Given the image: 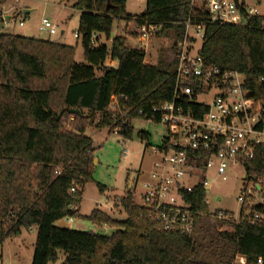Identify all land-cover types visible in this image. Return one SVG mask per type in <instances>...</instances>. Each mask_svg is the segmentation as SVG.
<instances>
[{
  "label": "trees",
  "instance_id": "16d2710c",
  "mask_svg": "<svg viewBox=\"0 0 264 264\" xmlns=\"http://www.w3.org/2000/svg\"><path fill=\"white\" fill-rule=\"evenodd\" d=\"M75 1L85 63L75 61L76 47L0 33V249L22 228H36L32 264H56L61 253L63 264H234L238 256L246 257V264H264V222L219 221L222 230L207 239V221L218 211L205 205L202 186L186 197L195 217L191 235L160 229L130 191L119 199L123 221L101 210L89 216L79 211L95 162L86 129L107 128L129 140L132 121L143 118L141 112L150 117L155 106L172 99L175 88L177 61L146 64L143 49L112 36L115 23L154 25L161 35L174 33L176 43L186 33V22L202 25V58L243 74L250 96L264 102V16L250 18L245 26L219 25L192 0H147L139 16L127 14V0H111L109 7L106 0ZM7 2L0 0V6ZM94 34L97 45L91 43ZM102 36L111 41L110 48L101 43ZM109 59L117 66H107ZM116 97L127 99H118L123 113L110 110ZM142 140L148 135L143 133ZM245 167L247 181L264 175V146ZM70 219L115 230L107 236L57 226Z\"/></svg>",
  "mask_w": 264,
  "mask_h": 264
},
{
  "label": "built area",
  "instance_id": "2783aa9c",
  "mask_svg": "<svg viewBox=\"0 0 264 264\" xmlns=\"http://www.w3.org/2000/svg\"><path fill=\"white\" fill-rule=\"evenodd\" d=\"M192 5L203 7L210 22L219 25L245 26L250 18L260 16L255 8L246 6L245 0L237 3L235 0H192ZM8 15L4 16V27L10 26L12 19L7 20ZM18 25L23 28L25 21L20 20ZM58 29L48 19L40 26V31L49 36L56 35ZM160 31L154 25L136 27L138 48L145 51ZM75 38H80L78 33ZM97 38L96 34L92 36V45H97ZM203 39L204 27L186 22V33L176 43L179 51L172 99L155 106L150 117L140 113L148 121L163 125L167 136L160 146L150 147L151 153L160 159L154 163L150 180L143 185L140 202L136 204L146 210L160 229L183 235H191L195 229L187 195L202 186L206 191L204 203L210 208L207 192L212 182L207 174L213 171L216 177L227 181L231 167L240 166L244 172V186L238 198L239 215L236 218L218 211L215 219L236 224L243 221L251 226L264 222V175L247 181L245 167L255 157L257 148L264 146V102L250 96L243 74L207 63L200 54L201 46H188L191 40L202 45ZM118 99L127 102L124 97H116L110 110L123 113ZM123 148V155L127 157L126 142ZM103 232L98 229L93 233ZM234 264H246V257H236Z\"/></svg>",
  "mask_w": 264,
  "mask_h": 264
},
{
  "label": "rangeland",
  "instance_id": "374dc122",
  "mask_svg": "<svg viewBox=\"0 0 264 264\" xmlns=\"http://www.w3.org/2000/svg\"><path fill=\"white\" fill-rule=\"evenodd\" d=\"M75 2V0H8L5 5L0 6V33L49 40L53 43L76 47L75 61L85 63L81 40L75 38L80 19V12L74 9ZM245 4L249 8H255L260 16H264V0H245ZM146 7L147 0H127L126 9L131 16L142 15L146 11ZM25 10L31 11V13L24 15ZM5 14L15 16L10 20L9 27H4ZM44 19L50 20L59 27L56 35L49 36L46 32L40 31ZM20 20L25 21L23 28L18 25ZM126 22L129 24L127 29H124L123 25L118 26L119 22H116L113 34L128 35L131 38L127 39L132 42L129 47L138 48L136 26L132 21ZM101 43L106 44L109 48L111 46V41L104 36L101 37ZM189 45L199 48L201 42H189ZM192 48L194 49V47ZM147 50L146 55L149 57L145 58V63L151 65H157L160 61L171 64L177 61L179 51L172 32L153 37ZM194 53L195 51H193ZM110 61V59L107 61V66L114 65L112 64L114 61ZM114 66H117L116 62ZM72 120L71 118L70 121ZM131 126L133 134L129 140L122 139L116 132L107 128L97 129L93 125L86 129L85 135L91 138L95 149V162L93 179L85 185L82 202L79 206L82 216H89L94 210H101L113 220L123 221L126 219V214L119 204V199L130 191L134 196V202H140L143 185L150 180L152 167L160 159L151 153L150 147L161 145L162 139L167 136V129L163 125L141 117L135 118ZM143 133L148 135V141L142 140ZM124 142L128 146L127 157L123 155ZM227 175L228 180L222 181L216 177L213 171L207 174L208 180L212 182V186L207 192V198L211 212L224 211L237 218L240 211L238 198L244 186L243 168L240 166L231 167ZM98 185L104 186L105 191L101 192ZM80 221L85 224L87 231L96 232L98 230L87 220ZM207 226L209 229L207 239L222 230L219 220L215 218L209 219ZM5 228L6 226L3 227L4 230ZM114 230L107 226L103 234L109 236ZM36 238L37 230L22 228L20 234L7 239L1 247L0 264H32ZM64 259L65 256L61 253L56 264H63Z\"/></svg>",
  "mask_w": 264,
  "mask_h": 264
},
{
  "label": "crops",
  "instance_id": "0c3cea01",
  "mask_svg": "<svg viewBox=\"0 0 264 264\" xmlns=\"http://www.w3.org/2000/svg\"><path fill=\"white\" fill-rule=\"evenodd\" d=\"M126 11H127V9H126ZM127 14H128V12H127ZM119 25H123V28L124 29H127L126 27H129V24L126 22V21H121V22H119V24H118V26ZM117 26V27H118ZM115 36V35H114ZM117 36H123V37H126V38H131V37H129L128 35H126V34H117ZM24 37V36H23ZM132 40V39H131ZM135 40V39H134ZM136 43H137V40H136ZM129 45L131 46L132 45V42H130L129 41ZM149 47V46H148ZM147 47V48H148ZM131 48V47H130ZM147 48H146V50H145V54H147ZM148 55H146L145 56V58L146 59H148ZM114 65H115V62L113 63ZM113 65V66H114ZM149 65H151V64H149ZM57 226L59 227V228H63V229H69V230H72V231H77V232H89V231H87V229L85 228V224H83V223H81V221L79 220V219H73V220H62V221H60L59 223H57ZM31 230H37L36 228H33V229H31ZM102 231H106V227H104L103 229H102Z\"/></svg>",
  "mask_w": 264,
  "mask_h": 264
},
{
  "label": "water",
  "instance_id": "95a60500",
  "mask_svg": "<svg viewBox=\"0 0 264 264\" xmlns=\"http://www.w3.org/2000/svg\"><path fill=\"white\" fill-rule=\"evenodd\" d=\"M106 2H107V6L109 7L110 5H111V0H106ZM235 2L237 3V0H235ZM31 13V11H28V10H25L24 12H23V14L24 15H28V14H30ZM13 18H15V16H12V15H8V16H6V19L7 20H10V19H13ZM64 33L62 32V35H63ZM112 36H114V34H112ZM71 113L72 114H79L80 112L79 111H77V110H71Z\"/></svg>",
  "mask_w": 264,
  "mask_h": 264
}]
</instances>
